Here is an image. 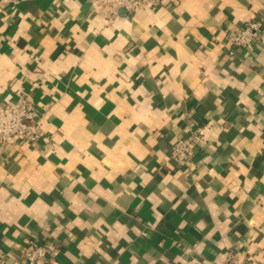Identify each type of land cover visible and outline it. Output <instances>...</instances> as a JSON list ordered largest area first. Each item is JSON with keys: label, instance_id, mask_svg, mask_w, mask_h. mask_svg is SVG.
<instances>
[{"label": "crops", "instance_id": "1", "mask_svg": "<svg viewBox=\"0 0 264 264\" xmlns=\"http://www.w3.org/2000/svg\"><path fill=\"white\" fill-rule=\"evenodd\" d=\"M94 1L0 0V104L29 96L49 138L0 148V264H24L31 237L49 264H263L264 0H154L112 22ZM190 126L206 134L183 167Z\"/></svg>", "mask_w": 264, "mask_h": 264}, {"label": "built area", "instance_id": "2", "mask_svg": "<svg viewBox=\"0 0 264 264\" xmlns=\"http://www.w3.org/2000/svg\"><path fill=\"white\" fill-rule=\"evenodd\" d=\"M154 4V0H95V10L105 16L109 22L114 21L120 9L128 13ZM260 20H248L238 24L230 33L233 47L247 49L256 41L262 29ZM233 49L230 51L232 54ZM206 132L203 127L190 126L189 133L180 137L172 144V158L183 167L191 165L194 146L199 144ZM48 140L42 129V117L32 99L20 94L18 99L0 104V148L17 144L18 142L37 146L41 140ZM50 244L42 242L37 237L26 241L22 261L24 264H49ZM222 264H252L250 261L241 262L234 253H230ZM264 264V261H263Z\"/></svg>", "mask_w": 264, "mask_h": 264}, {"label": "water", "instance_id": "3", "mask_svg": "<svg viewBox=\"0 0 264 264\" xmlns=\"http://www.w3.org/2000/svg\"><path fill=\"white\" fill-rule=\"evenodd\" d=\"M128 12L125 10V9H120L119 11H118V15L119 16H128Z\"/></svg>", "mask_w": 264, "mask_h": 264}]
</instances>
